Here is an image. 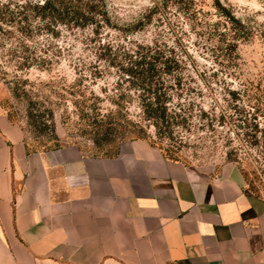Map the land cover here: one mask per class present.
<instances>
[{"label":"rangeland","instance_id":"374dc122","mask_svg":"<svg viewBox=\"0 0 264 264\" xmlns=\"http://www.w3.org/2000/svg\"><path fill=\"white\" fill-rule=\"evenodd\" d=\"M100 2L112 26L50 34L34 22L0 23V106L28 147L112 154L121 140L142 138L192 166L229 163L264 199V0ZM137 44L177 61L179 83L159 91L167 126L144 117L146 93L120 68V46Z\"/></svg>","mask_w":264,"mask_h":264},{"label":"crops","instance_id":"0c3cea01","mask_svg":"<svg viewBox=\"0 0 264 264\" xmlns=\"http://www.w3.org/2000/svg\"><path fill=\"white\" fill-rule=\"evenodd\" d=\"M0 264H264V199L142 138L31 149L0 106Z\"/></svg>","mask_w":264,"mask_h":264},{"label":"trees","instance_id":"16d2710c","mask_svg":"<svg viewBox=\"0 0 264 264\" xmlns=\"http://www.w3.org/2000/svg\"><path fill=\"white\" fill-rule=\"evenodd\" d=\"M2 7L4 6H0V23L15 20L31 25L34 22V25L50 34H56L54 26H62L65 29L92 26L94 30L102 25L112 26L107 10L100 0H25L15 5L13 9ZM120 47L123 59L120 68L127 74L126 80L130 86L146 93L141 99L144 117L152 120L155 125L167 126L172 116L167 111L163 93L159 91L166 83H179L177 61L173 57L164 55L161 50L146 45L137 44L134 49H129L131 52L124 50L123 46ZM20 65L26 67L24 61ZM37 66L42 67L41 64ZM6 115L11 121L8 112Z\"/></svg>","mask_w":264,"mask_h":264}]
</instances>
